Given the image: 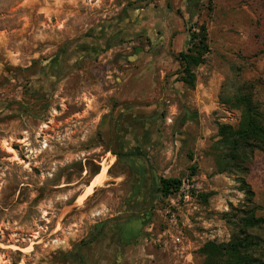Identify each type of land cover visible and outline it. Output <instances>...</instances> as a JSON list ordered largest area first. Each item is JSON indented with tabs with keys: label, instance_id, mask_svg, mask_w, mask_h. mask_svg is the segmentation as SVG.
<instances>
[{
	"label": "rangeland",
	"instance_id": "1",
	"mask_svg": "<svg viewBox=\"0 0 264 264\" xmlns=\"http://www.w3.org/2000/svg\"><path fill=\"white\" fill-rule=\"evenodd\" d=\"M201 25L210 52L191 87L178 55ZM51 66L57 97H46ZM243 87L264 115V0H0V264H203L205 245L236 238L246 215L264 219V153L246 175L218 166ZM126 112L160 117L137 143L157 176L182 185L156 192L143 232L118 252L114 138ZM248 234L264 260V227Z\"/></svg>",
	"mask_w": 264,
	"mask_h": 264
},
{
	"label": "trees",
	"instance_id": "2",
	"mask_svg": "<svg viewBox=\"0 0 264 264\" xmlns=\"http://www.w3.org/2000/svg\"><path fill=\"white\" fill-rule=\"evenodd\" d=\"M189 46L187 52L178 55V60L184 74L182 81L193 87L196 83L194 70L204 64L206 55L210 52L205 25L192 32ZM232 104L241 110V121L236 128L230 125L220 127V139L216 144L219 150L218 166L221 173L246 175L254 154L264 153V115L248 87L239 90ZM181 185L180 179L162 178L159 192L166 198L177 192ZM243 226L245 231L229 243L205 245L201 251L204 256L203 264H264V260L251 254L253 249L261 247L260 238L248 234V230L264 227V219L246 215Z\"/></svg>",
	"mask_w": 264,
	"mask_h": 264
},
{
	"label": "flooded vegetation",
	"instance_id": "3",
	"mask_svg": "<svg viewBox=\"0 0 264 264\" xmlns=\"http://www.w3.org/2000/svg\"><path fill=\"white\" fill-rule=\"evenodd\" d=\"M52 68H54V66L49 67V69ZM52 71L45 72L44 78L48 80V85L53 86L50 90L48 89L46 91V97H57L53 95V92L50 94V91L56 87L60 73L57 75V71L54 69H52ZM52 73L54 75L49 77ZM43 93L40 92L38 102L41 101ZM48 93L50 95H48ZM127 118V123L121 126V133L119 127L116 129L120 138L118 139V134L116 132L114 138L116 140V162L117 165L120 166L121 171L125 173L123 184L124 193L121 197L122 203L119 212V214L122 215V219L113 226L114 233H116V237L119 240V244H116V250L118 252L124 251L125 248L136 241L151 219L153 212L152 198L160 189L162 179V177L156 175L150 162L144 156V149H146L148 144L145 145L144 142L137 143V139L141 137L142 134L144 135V133L148 131L151 132L157 128L160 117L151 120L149 118L147 120L146 115L143 113L129 114L126 112L122 114L120 120L125 121ZM120 120L118 121L119 123ZM123 135H127L126 138L130 137L129 141L123 142ZM103 226L102 224L101 227L103 228ZM104 243L106 242L104 241ZM108 251L109 249H106V253L104 254L107 255ZM78 259L80 260V258L75 260L79 261ZM84 262L88 264L89 261L85 260Z\"/></svg>",
	"mask_w": 264,
	"mask_h": 264
},
{
	"label": "bare ground",
	"instance_id": "4",
	"mask_svg": "<svg viewBox=\"0 0 264 264\" xmlns=\"http://www.w3.org/2000/svg\"><path fill=\"white\" fill-rule=\"evenodd\" d=\"M107 168L104 167L99 175H97L91 182L90 186L88 187L87 194H89L95 187L100 186L105 180V173Z\"/></svg>",
	"mask_w": 264,
	"mask_h": 264
},
{
	"label": "built area",
	"instance_id": "5",
	"mask_svg": "<svg viewBox=\"0 0 264 264\" xmlns=\"http://www.w3.org/2000/svg\"><path fill=\"white\" fill-rule=\"evenodd\" d=\"M185 185H183V187H184ZM185 188H187L188 190H189V185L188 186H185ZM186 197H188V196H186ZM170 237H171V242H172V244H174L176 247L177 246H179V244H181V236H179V235H170ZM165 243V246H167V243H168V241H165L164 242Z\"/></svg>",
	"mask_w": 264,
	"mask_h": 264
}]
</instances>
